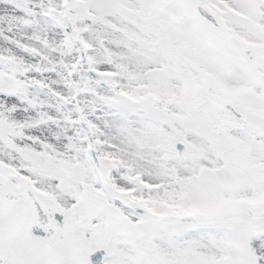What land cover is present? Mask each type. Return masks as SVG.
Wrapping results in <instances>:
<instances>
[{
    "label": "snow or ice",
    "instance_id": "obj_1",
    "mask_svg": "<svg viewBox=\"0 0 264 264\" xmlns=\"http://www.w3.org/2000/svg\"><path fill=\"white\" fill-rule=\"evenodd\" d=\"M0 264H264V0H0Z\"/></svg>",
    "mask_w": 264,
    "mask_h": 264
}]
</instances>
